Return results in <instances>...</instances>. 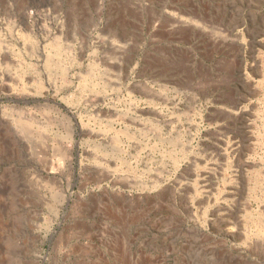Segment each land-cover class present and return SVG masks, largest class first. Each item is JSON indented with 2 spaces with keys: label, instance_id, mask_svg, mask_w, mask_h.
<instances>
[{
  "label": "rangeland",
  "instance_id": "374dc122",
  "mask_svg": "<svg viewBox=\"0 0 264 264\" xmlns=\"http://www.w3.org/2000/svg\"><path fill=\"white\" fill-rule=\"evenodd\" d=\"M0 264H264V0H0Z\"/></svg>",
  "mask_w": 264,
  "mask_h": 264
},
{
  "label": "bare ground",
  "instance_id": "6f19581e",
  "mask_svg": "<svg viewBox=\"0 0 264 264\" xmlns=\"http://www.w3.org/2000/svg\"><path fill=\"white\" fill-rule=\"evenodd\" d=\"M58 46V45H57ZM59 47V46H58ZM58 47H56V48H58ZM58 51V50H57ZM59 52V51H58Z\"/></svg>",
  "mask_w": 264,
  "mask_h": 264
}]
</instances>
